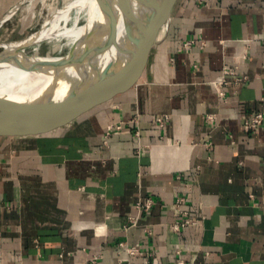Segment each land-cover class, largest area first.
<instances>
[{"label": "crops", "instance_id": "1", "mask_svg": "<svg viewBox=\"0 0 264 264\" xmlns=\"http://www.w3.org/2000/svg\"><path fill=\"white\" fill-rule=\"evenodd\" d=\"M21 1L0 0V19ZM224 64L237 72L222 101L210 82ZM256 112L264 0H177L133 85L61 127L0 123V264H264V123L243 127ZM180 212L193 225L173 233Z\"/></svg>", "mask_w": 264, "mask_h": 264}, {"label": "bare ground", "instance_id": "2", "mask_svg": "<svg viewBox=\"0 0 264 264\" xmlns=\"http://www.w3.org/2000/svg\"><path fill=\"white\" fill-rule=\"evenodd\" d=\"M151 1L81 0L73 3L71 0H61L62 4L50 13L41 31L34 32L23 43H2L4 56L0 57V93L40 94L64 86L67 76L73 77L79 71L107 65L126 44L134 23L143 20ZM56 13L59 19L54 22L56 19L53 15ZM42 42H47L51 47L67 46L69 50L63 58L50 51L46 52L45 59H42L47 62L44 69L2 64L8 59L23 57L28 53L39 56ZM69 52L73 55L66 58ZM61 60H65L67 66L57 67L55 63Z\"/></svg>", "mask_w": 264, "mask_h": 264}, {"label": "water", "instance_id": "3", "mask_svg": "<svg viewBox=\"0 0 264 264\" xmlns=\"http://www.w3.org/2000/svg\"><path fill=\"white\" fill-rule=\"evenodd\" d=\"M29 1L23 0L17 4L0 19V25L13 17ZM176 2L177 0H152L143 20L134 23V29L128 34L126 44L107 65L91 70H78L79 73L75 76L66 77L64 86L40 94L0 93V123L13 120L17 124L32 126L39 131L61 127L86 113L108 96L133 85L150 56L158 31L167 23ZM2 43L4 42H0V48L3 49ZM72 55L73 53L69 52L66 58ZM2 56L4 49L0 53V57ZM45 57L28 53L23 57L8 59L2 64H14L17 68L30 66L44 69L47 62L42 59ZM38 58L41 60H37ZM65 60L55 63L56 66H67Z\"/></svg>", "mask_w": 264, "mask_h": 264}, {"label": "built area", "instance_id": "4", "mask_svg": "<svg viewBox=\"0 0 264 264\" xmlns=\"http://www.w3.org/2000/svg\"><path fill=\"white\" fill-rule=\"evenodd\" d=\"M197 45L200 48H203L205 46L203 42H200V40L197 41L194 39L186 40L182 43V47L185 49L192 48ZM236 72H237V67H231L227 64H224L220 76L215 80H213L212 82H210L211 87L213 88V90L215 91L216 95L220 100L224 101L226 99L225 88H227L228 86V78L236 77ZM235 81L238 84L241 81V79H236ZM168 121L169 118L166 115H161L154 119L153 127L157 133L158 139L160 140L162 139V135L160 133L166 129ZM263 123H264V112H256L252 116L244 119L243 127L248 132H256L263 125ZM120 129H121L120 125L110 126L106 131V136L108 137L114 130L117 131ZM137 138H139L138 133H137ZM183 202H184L183 199H179L176 203L177 208H180L183 205ZM152 205H153V201L150 198L135 203L134 205L135 213L128 217V224H129L128 228L136 227L139 221L140 214L148 212L152 208ZM180 213L182 214L183 218L187 217V214L185 212H180ZM191 225H193V222L190 219L185 218L181 224L172 225L171 231L173 233H177L186 226H191ZM119 248L123 249L127 255L134 256L141 254L139 248L136 247H127L124 244H120ZM93 262L94 260L92 261V263ZM143 264H162V263L156 255L152 253H147ZM175 264H184V261L180 257L179 252H177V259L175 260Z\"/></svg>", "mask_w": 264, "mask_h": 264}, {"label": "rangeland", "instance_id": "5", "mask_svg": "<svg viewBox=\"0 0 264 264\" xmlns=\"http://www.w3.org/2000/svg\"><path fill=\"white\" fill-rule=\"evenodd\" d=\"M81 0H71L73 3H79ZM61 0H30L25 5H23L11 19L0 25V42H23L28 36L41 31L44 26V22L48 19L50 13L59 8L61 5ZM54 14L53 18L58 21V16ZM48 24L50 23L47 22ZM47 24V27L49 25ZM42 27V28H41ZM35 32V33H34ZM40 49L38 51L39 55H47L46 52L50 51L53 55L64 56L69 48L63 46L59 48V45L51 47L47 42H42L40 44ZM3 51L0 48V53Z\"/></svg>", "mask_w": 264, "mask_h": 264}]
</instances>
